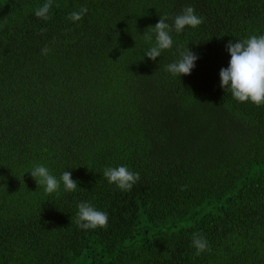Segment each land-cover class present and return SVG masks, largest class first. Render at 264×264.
Here are the masks:
<instances>
[{"label": "trees", "instance_id": "1", "mask_svg": "<svg viewBox=\"0 0 264 264\" xmlns=\"http://www.w3.org/2000/svg\"><path fill=\"white\" fill-rule=\"evenodd\" d=\"M45 2L0 0V264H264V104L219 76L229 41L264 35V0H52L46 21ZM187 6L203 23L145 56ZM37 164L77 190L47 194ZM119 166L139 174L129 191L103 175ZM80 202L107 227H78Z\"/></svg>", "mask_w": 264, "mask_h": 264}, {"label": "clouds", "instance_id": "2", "mask_svg": "<svg viewBox=\"0 0 264 264\" xmlns=\"http://www.w3.org/2000/svg\"><path fill=\"white\" fill-rule=\"evenodd\" d=\"M51 7L52 0H46L41 7L35 10L34 15L46 21L50 18ZM87 11L86 7H81L79 11L71 12L68 18L73 22L79 21ZM166 20V16L160 17L156 25L151 27L155 32L156 43L144 54L151 60H156L162 50L172 47L173 40L170 33L173 28L175 32L180 33L186 26L196 28L203 23V18L198 17L191 6L185 7L182 13L175 17L173 26L166 23ZM40 31L44 33L47 30L42 28ZM144 38L146 41H150L152 36L149 33H144ZM226 50L230 55V60L227 68L220 69V86L228 89L238 102H251L256 106L264 104V35H252L235 43L229 41ZM49 51L47 46L41 50L44 55ZM180 55L181 58L178 61L170 63L166 67V70L174 76L190 74L198 59L188 48ZM29 173L37 184L44 186V191L47 194L57 192L61 181L65 191L74 192L78 188V182L71 178L69 171H64L60 180H57L46 167L37 164ZM103 175L110 184H115L122 191L131 190L139 180V174L131 172L126 166L105 168ZM77 208L76 223L78 227L85 230L107 227L108 214L106 212L97 210L89 202H80ZM192 245L196 249V255L210 250L207 240L199 233L193 234Z\"/></svg>", "mask_w": 264, "mask_h": 264}]
</instances>
